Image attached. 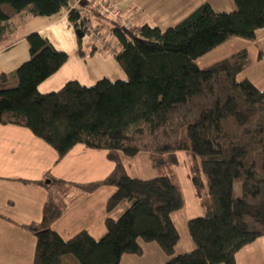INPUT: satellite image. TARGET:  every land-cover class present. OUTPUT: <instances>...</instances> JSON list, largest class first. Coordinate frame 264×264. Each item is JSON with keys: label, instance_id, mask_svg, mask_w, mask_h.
Instances as JSON below:
<instances>
[{"label": "trees", "instance_id": "16d2710c", "mask_svg": "<svg viewBox=\"0 0 264 264\" xmlns=\"http://www.w3.org/2000/svg\"><path fill=\"white\" fill-rule=\"evenodd\" d=\"M70 1L0 0V48L14 41L18 16L69 10L75 28L88 31L91 17L69 9ZM233 2L234 10L203 3L166 28L149 23L127 28L112 20V53L127 78L104 77L93 85L69 80L41 92L42 82L69 56L38 31L26 35L29 59L0 73V123L30 129L57 152V161L83 143L105 149L113 162L103 178H55L54 189L45 180L19 179L44 185L48 192L39 220L15 222L35 236L32 264H121L125 254L143 255V242H156L168 256L157 264H237V253L264 236V89L238 78L246 65L245 48L209 66L199 63L230 38L255 41L264 28V0ZM78 41L83 54L82 37ZM98 50L95 44L91 48ZM179 151L189 156L204 209L188 220L195 248L181 253L173 217L185 204L175 172ZM141 152L150 154L157 176L144 179L127 172L123 156ZM104 186L114 190L106 200L107 230L101 238L83 229L66 239L53 228L66 209L67 193H92ZM124 203L125 210L112 216Z\"/></svg>", "mask_w": 264, "mask_h": 264}, {"label": "rangeland", "instance_id": "374dc122", "mask_svg": "<svg viewBox=\"0 0 264 264\" xmlns=\"http://www.w3.org/2000/svg\"><path fill=\"white\" fill-rule=\"evenodd\" d=\"M105 1L107 3L108 0ZM119 1L122 0H116V2H114V5ZM206 1L208 0H189L183 8L180 9L179 7L175 11H170L167 9L163 10L161 8L163 6L160 7L161 11H158L159 8H157V5H151L149 9H147L148 11L144 15V17L147 16V21L150 24L159 25L162 28H166L181 21L190 12H192L194 9H196ZM217 3L218 9L229 10L233 7V5L235 6L233 0H217ZM119 9L120 8H118L117 6L113 9V13L116 15V17H122L121 15H125L127 13L124 12L123 14L119 11ZM80 11H82V8H80ZM113 13L105 17H100V19L103 20V24L99 27L98 31L97 27L99 25L92 28L93 30L89 29L88 31L84 32V36L82 37L83 54H80L78 52V29L75 28L68 17L64 18L62 21H59L57 24L51 26L45 31L46 33L43 35L48 36L51 42L56 46V48L66 51L69 56L67 62L62 68V71L57 76L59 78H57L58 85L56 86H60L59 84L65 85L69 80H78L82 84L93 85L99 79L104 77L114 80L127 78V75L117 63L112 53L113 49L116 47V40L111 33L110 25V22L115 18ZM87 14L83 13V15ZM129 16L130 19L133 20L132 16ZM24 17H27L25 18V21L22 16H18L13 19L16 27V31L12 36L13 39L21 36L22 34H25L30 26L48 21L41 20V18H36L29 15ZM142 21L143 19H140L139 23ZM94 33L97 35L95 45L98 46L99 50L95 53H92L91 48L94 45ZM27 43H29L28 40ZM23 45L24 43L10 50V54H14L16 49H21ZM105 46L107 47L106 50L103 49V47ZM244 48L248 50V56L245 69L239 73L238 78H249L257 86L264 89V30L259 31L257 39L255 41H248L240 37L230 38L223 44L203 55L200 58L199 63L203 67L209 66L223 58L233 56L235 53ZM5 55L7 54H4V56ZM13 65L14 62H11V65H9L7 69H3V67H0V72H5L4 70H6V72H11L7 70H10ZM33 136L34 135L32 134V131L26 127L0 123V164L1 166H3L2 168L0 167V173L22 177L33 174L38 175L39 178L45 177V181H47V179L53 180L58 176H62L63 178H67L66 176H70L74 179L80 177L85 180H92L95 178L100 179L105 177L113 168V162L108 159L107 151L105 149H94L86 146L83 143H80L79 146H77L75 150L70 152L68 156H64L62 159L57 161V152L44 140L34 136L36 139V142H34L36 144L43 143L44 145H46V151L32 147L34 142H30V139ZM47 151L48 153H53L50 154L51 157H43V154H45ZM178 158L179 163L175 166V172L177 175V182L182 187L185 204L182 209L174 213L173 217L181 237V240L179 241V245L177 247L178 249L184 250L185 252L192 250L196 246L193 238L189 233L188 220L192 217L203 215L204 209L200 205L199 196L196 193V190L192 183L189 156L186 154V152L179 151ZM123 161L124 165L126 166L127 172L131 176L150 179L159 174L148 152H141L134 157L123 156ZM47 164H49V169H46ZM16 181L17 182H14L11 187H6V195L12 194L10 192L16 194H12L16 198V206L11 207V209L13 208V211L17 213L15 218L19 220L18 223L20 224L31 222L32 219H26L27 216L30 215L32 218H38L39 220L41 217L40 206L43 202L42 200L44 199V197L42 196V198H40L38 194H47V190L42 187L23 184L18 180ZM48 185L54 189L56 182H54V180L52 182L50 181L48 182ZM106 189L114 190V187L104 186L101 189H98V191H96V193L94 194L95 196H93L96 197L95 200H91L92 198L90 197L92 196H90L89 193L77 190L79 193H81L80 196L85 199L83 201V204L86 207L84 213H87V211H89V213L92 215L91 221L86 218L82 221V223H70L71 227L65 230L64 227L66 226L63 227L62 222L58 223V220H56L52 225L53 228L54 226H60L59 228L60 230H62V236L68 239L77 234L79 230H81H76V228L80 226V224H86V226L89 228V232L94 237L101 238L107 230L104 222V217L106 218L107 213L105 216H103L105 204L104 200L102 199L104 194H107L108 190ZM234 192L236 196H239V183L235 184ZM75 197L76 196H74V198ZM35 202H37V205H35ZM126 206V203L122 204L115 210V213L113 211L112 216L116 214L117 215L115 217L119 216L125 210ZM7 225V232L8 230L9 232L5 233L6 245L10 248L12 247L14 249H17L15 253L19 255L17 257L21 258L24 252H27L29 246L31 247L34 245L35 236L28 230L22 228L21 225H17L18 229L10 226V224ZM19 227L22 228V232L19 231V229H21ZM13 229H16L18 233H11L10 230L12 231ZM19 240L22 241L23 245H20L18 243ZM154 243L158 245L156 242ZM22 247H24V250L19 249ZM33 248H35V245L33 246ZM242 249L237 264H264V236L257 238L254 242L246 245ZM146 257L148 258V261H150L148 254L144 256V258ZM159 262L160 261H157L153 264H157ZM15 264H26V262L22 258L19 263ZM124 264L128 263L124 262ZM140 264H143V262L140 261Z\"/></svg>", "mask_w": 264, "mask_h": 264}, {"label": "crops", "instance_id": "0c3cea01", "mask_svg": "<svg viewBox=\"0 0 264 264\" xmlns=\"http://www.w3.org/2000/svg\"><path fill=\"white\" fill-rule=\"evenodd\" d=\"M76 1L77 0H71L70 5H74ZM187 1H189V0H130V1L122 0V1H119L118 3H116V5L118 8H120L119 9L120 12H122L123 14H124V12H127L125 15H131L134 23L139 25V24H143V23H149L147 21L148 20L147 16L144 17V15L147 13V11H148L147 9H149V7L151 5H157V8H159L158 11H161L160 10L161 6H163V7H161L163 10L167 9L170 11H173V10L175 11L179 7H180V9L183 8L187 4ZM115 2H116V0H115ZM206 2L210 3L217 10H227V9H218L217 0H208ZM206 2H204V3H206ZM233 7H235V6L233 5ZM233 7L229 10H234L235 8H233ZM76 8L79 10V12L81 14H83V13L87 14L88 13L89 17L92 18V22H94L95 18L97 17L96 14L92 10V5L87 0L79 3L76 6ZM80 8H82V11H80ZM42 17L46 18V19H43ZM67 17H68V11L67 10H64L58 14L51 15V16L36 17V18H41V20H48V21L43 22L41 24H34L33 26H30V28L27 29L25 34H22L21 36L16 37L11 44L1 47L0 48V67H3V69H7V67H9V65H11V62H14V65L12 66V68L10 70H7V71H11V72L14 71L16 69V67H18L15 65H20L18 63H21V62L23 63L24 61H26L30 57L29 43H27L26 35L29 34L30 32H33V31H38L43 35L46 33L45 31L47 29H49L51 26L57 24L59 21H62L64 18H67ZM93 17H95V18H93ZM25 18H27V17H25ZM25 18H24V21L26 20ZM140 19H143V21L139 23ZM101 21L102 22L100 25L103 24V20H101ZM260 30H264V28L259 29L257 31V36H258V33ZM46 37H48V36H46ZM23 43H24V45L21 49H16L14 54H10V50H12L13 48H16L17 46H19L20 44H23ZM4 54H7V55L4 56ZM63 67H64V65L56 73H54L52 76H50L44 82H42V84L39 86V90L41 92H49V91L57 90V89L62 87L63 84H59L60 86H56V85H58L57 84V78H59L57 76H58V74H60ZM4 71L6 72V70H4ZM0 73H2V72H0ZM121 79H125V78H121ZM110 80H114V79L110 78ZM34 136L31 137L30 142H34L36 140L35 137H37V136H35V137ZM35 142L32 145L33 148H39V149H42L43 151L47 150L46 149L47 147H45L46 145H44L43 143L36 144ZM79 144H76L66 154V156H68L70 154V152L75 150V148H77V146H79ZM50 154H53V153L52 152L48 153V151H47L45 154H43V157H48V156L51 157ZM49 164L46 165V169H49ZM0 167L2 168L3 166H1V164H0ZM47 172H49V171H47ZM8 173H11V172H8ZM30 175L22 177V176H12L9 174L6 175V174L0 173V264L19 263V261L22 258L25 260L26 264H32L33 254H34V249H35V248H33V246L35 245L36 240L34 242V245L31 247L29 246L27 252L25 251L24 254L22 255V257L19 258V257H17L19 255L17 253H15L17 249H14L12 247L10 248L6 245V234H5V233L9 232V230L7 232V228H8L7 224H10V226H13L14 228L18 229L17 228L18 224L15 225V222L19 221L18 219L15 218L17 213L13 211V208L11 209V207H15L16 203H17L15 196H13L12 194H14V195H16V194L13 192H10L12 194L6 195V187H11L14 184V182H17L16 180L20 181L19 179H22V178H24V179H35V180H45V177L39 178L38 175H33V174H30ZM66 177L67 178H65V179H68V180L90 181V180L82 179L80 177L75 178V179L70 177V176H66ZM57 178H63V177L58 176ZM95 179H99V178H95ZM95 179H92V180H95ZM20 182L23 183L22 181H20ZM46 183H48V182L46 181ZM23 184H25V183H23ZM29 185H33L36 187H42V188L46 189L45 186L41 185V184H29ZM101 188H99V189H101ZM77 190H79V189H75V190L70 191L69 193L66 194V196H65L66 209H65L63 215L58 219V223L62 222V224H63L62 226L67 227V228L64 227L65 230H67L68 228L71 227L70 223H73V222L82 223V221L85 220L86 218H88V220L91 221V218H92V215L89 213V211H87V213H84V211L86 210V207L84 206L83 201L85 199L80 196L81 193H79ZM106 190H108L107 194H104V196L102 197V199L104 200V204H105L103 216H105L107 213L106 208H105L106 200L109 197V195L113 192V190H111V189H106ZM96 191H98V189ZM96 191L89 193L90 196H92V197H90V198H92L91 200H95L96 197H93V196H95L94 194L96 193ZM102 192H104V191H102ZM47 195H48V192H47V194H42V193L38 194V196L40 198H42V196L44 197V199L42 200L43 204L47 198ZM74 196H76V197L74 198ZM42 203L40 206L41 207V213H42V207H43ZM35 205H37V202H35ZM38 206H39V204H38ZM36 208H38V207H36ZM29 214H30V211H29ZM32 215H35V214H32ZM26 219L38 220V218H32L31 215L27 216ZM104 222H105V217H104ZM59 227L54 226V229L57 230L59 233H62V230H60ZM19 228H21V227H19ZM16 229H13L12 231L10 230V232L11 233H18V231ZM77 229L88 230L89 228L86 226V224H82V225L80 224V226H78L76 228V230ZM81 230H79V231H81ZM19 231L22 232V228L19 229ZM1 233H3V234H1ZM23 233H24V231H23ZM180 240H181V237H180ZM18 243L20 245H23L21 240H19ZM178 245H179V242H178L177 246ZM23 248L24 247L19 248V249L24 250ZM143 248H144V253L141 256L133 255V254H125L122 257L121 264H124V262H127L128 264H140V261H142L143 264H153V263H156L157 261H160L159 263H163V262L168 260V256L162 251V249L159 247V245H156L154 242H149V243L143 242ZM242 250H240L236 255L237 263H238L239 255H240ZM176 251H177V253L184 252V250H180V249H178V247H176ZM147 254H148V257L150 258V261H148L147 257L144 258V256H146ZM142 258H144L145 260Z\"/></svg>", "mask_w": 264, "mask_h": 264}, {"label": "built area", "instance_id": "2783aa9c", "mask_svg": "<svg viewBox=\"0 0 264 264\" xmlns=\"http://www.w3.org/2000/svg\"><path fill=\"white\" fill-rule=\"evenodd\" d=\"M83 0H77L75 2L74 5H70L69 9L71 8H76V6L81 3ZM85 1V0H84ZM89 3H91L92 7H93V11L96 14V18L94 20V22L90 23L87 25L88 29L93 30L92 28H94L97 25L101 24V16H108L110 14L113 13V9L114 7H116L117 5H114L115 0H108L107 3L105 0H87ZM114 7H113V5ZM69 11V10H67ZM114 14V13H113ZM122 17L118 16L116 17V15L114 14V20L118 21L121 25L130 28L133 27L135 25L134 21L132 19H130L129 15H121ZM128 18V19H127ZM95 36H93V44H96V39H97V35L94 33Z\"/></svg>", "mask_w": 264, "mask_h": 264}, {"label": "water", "instance_id": "95a60500", "mask_svg": "<svg viewBox=\"0 0 264 264\" xmlns=\"http://www.w3.org/2000/svg\"><path fill=\"white\" fill-rule=\"evenodd\" d=\"M77 34H78V37L79 38H81V37H83L84 36V32L83 31H81V29H78V31H77ZM50 180L49 179H47V182H49Z\"/></svg>", "mask_w": 264, "mask_h": 264}]
</instances>
